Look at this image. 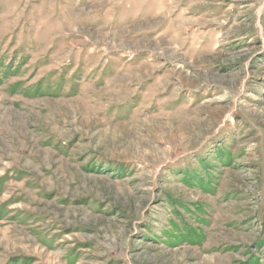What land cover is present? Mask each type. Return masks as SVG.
<instances>
[{
  "label": "rangeland",
  "instance_id": "obj_1",
  "mask_svg": "<svg viewBox=\"0 0 264 264\" xmlns=\"http://www.w3.org/2000/svg\"><path fill=\"white\" fill-rule=\"evenodd\" d=\"M0 264H264V0H0Z\"/></svg>",
  "mask_w": 264,
  "mask_h": 264
},
{
  "label": "crops",
  "instance_id": "obj_2",
  "mask_svg": "<svg viewBox=\"0 0 264 264\" xmlns=\"http://www.w3.org/2000/svg\"><path fill=\"white\" fill-rule=\"evenodd\" d=\"M111 1V0H110ZM142 8V6H140V8L139 9H141ZM139 9L138 10H135V11H139ZM142 13V12H141Z\"/></svg>",
  "mask_w": 264,
  "mask_h": 264
}]
</instances>
